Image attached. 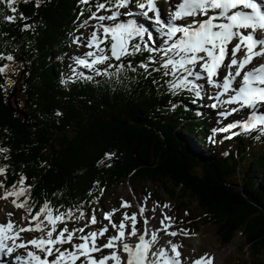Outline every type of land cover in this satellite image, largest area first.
Listing matches in <instances>:
<instances>
[{
	"label": "trees",
	"instance_id": "trees-1",
	"mask_svg": "<svg viewBox=\"0 0 264 264\" xmlns=\"http://www.w3.org/2000/svg\"><path fill=\"white\" fill-rule=\"evenodd\" d=\"M12 6L16 13L0 3V53L18 58L21 72L14 86L0 73L2 192L23 175L31 185L28 206L38 209L47 199L60 211L79 207L88 219L113 188L129 182L147 194L148 182L178 207L187 205L196 230L213 224L221 244L241 233L249 264H264V145L253 152L248 146L260 135L232 136L219 154L210 142L209 155L200 156L188 137L201 131L203 119L186 103L198 106L201 98L188 91L174 96L164 83L169 77L140 68L147 52L124 58L136 71L92 80L69 76L67 51L90 15L87 6L80 0ZM4 15H14V22Z\"/></svg>",
	"mask_w": 264,
	"mask_h": 264
},
{
	"label": "snow or ice",
	"instance_id": "snow-or-ice-1",
	"mask_svg": "<svg viewBox=\"0 0 264 264\" xmlns=\"http://www.w3.org/2000/svg\"><path fill=\"white\" fill-rule=\"evenodd\" d=\"M164 2L170 4L167 11L157 6L159 0H80L90 12L80 26L91 27V31L87 37L77 36L73 42L78 45L83 43L89 51L74 59L77 65L89 69L93 75H85L75 69L73 74L92 80L94 75L110 76L126 69L136 71V66L131 61L125 64L124 58L147 52L139 67L145 72L151 69L152 72L161 73L162 77H169L164 83L172 95L188 91L200 98L206 94L207 87L214 92L210 98L217 101L213 107L232 105L221 111L220 116L240 114L242 110L246 112L226 128L212 129L213 133L239 128L240 131L233 132V136L252 130L264 135V2ZM0 3H4L12 13L17 12V8L12 6L14 0H0ZM42 3L44 0H36V7L39 8ZM3 19L14 22L15 16L4 15ZM27 19L20 14L21 21ZM142 20L151 24L154 32ZM89 21L95 23L89 25ZM23 27L34 28V25L24 23ZM0 59L12 61L14 58L11 54L5 57L0 53ZM6 67L0 66V73ZM112 68L116 70L114 73L109 72ZM170 104L176 107L174 103ZM110 155L113 154H106ZM5 168L0 167V174L5 173ZM25 180L26 177L21 175L16 182L20 187L17 188L14 183L0 196V199L13 197V206L27 213L21 217L22 221H26L23 225L11 219L12 213L7 214L9 218L6 222L0 223V264H6L3 255L13 257L16 264H182L177 244L168 242L173 253L168 255L163 248L154 250L157 243L155 229L151 238L146 239L148 221L154 217L144 216L147 210L145 205H138V212L131 215L123 213L119 224L112 221L117 209L105 212L104 219L109 221L115 234L106 235L109 232L107 225L85 232L90 224L98 223L95 214L84 226L69 228V222L83 219L85 213L79 207L76 212L72 208L60 211L53 208L47 199L38 209H35V205L28 206L31 185H25ZM0 187H3V181H0ZM20 197L24 199L20 200ZM121 207H131V204L122 198ZM163 207L169 208L170 205L165 203ZM151 211L154 212L155 208ZM138 214L145 225L143 231L138 227L141 222L137 220ZM161 216L160 224L170 222L165 225L164 234L176 236V231H168L172 226V217L163 212ZM126 220L129 224L125 223ZM180 231L188 234L186 230ZM25 233L33 235L26 238L22 235ZM105 250H108L107 253ZM210 261L211 257L205 253L193 264H210Z\"/></svg>",
	"mask_w": 264,
	"mask_h": 264
},
{
	"label": "rangeland",
	"instance_id": "rangeland-1",
	"mask_svg": "<svg viewBox=\"0 0 264 264\" xmlns=\"http://www.w3.org/2000/svg\"><path fill=\"white\" fill-rule=\"evenodd\" d=\"M18 1H24V0H18ZM158 7H163L165 11L170 7L169 3H165L164 0H159V3L157 5ZM121 11H125V9H121ZM103 13V11H102ZM149 15H152V13H149ZM121 19L126 20L128 17H121ZM142 23L145 24V26L150 30L154 32V28L151 24H149L147 21H141ZM95 23V21H89V25ZM91 31V27H84L82 31L80 32L79 36L82 37H87L88 34ZM74 41V40H73ZM72 41L71 47L69 48L67 52V58L66 60L68 61V71L69 75H74L73 74V69L76 70V72H81L82 70H88L91 72L89 69L83 68L80 65H77L75 62L74 57L77 56H83L84 53L89 51L88 48L84 46L83 43L77 44ZM3 65H7V67L4 69V73L7 77L8 81H11L12 83H15L14 81L17 80L18 74L20 73V64L18 58L14 57L12 61L6 60ZM92 73V72H91ZM76 76V75H75ZM10 83V84H12ZM205 93L203 94L204 98V103L202 106H196V104L189 105L192 107L191 109L193 110H199L201 114L206 116L207 118V123L205 120H202V125L207 124L209 126L208 130H205L204 127L203 129L205 131H200L199 134L211 132V134L214 137V142L213 145L216 146V151L217 153H220L221 151H224L226 149V145L229 142V138L233 136V132H238L240 131L239 128L235 130H228L224 132L217 131L215 134L212 132V129L214 128H226L227 125L234 120L240 119L241 116L246 115L244 110L240 114L237 113H232L229 116H220L219 113L221 111H225L226 108L232 107V105H228L226 107H213L212 105L214 103H217V101L213 98H210L214 95V92L210 88H205ZM15 95H16V90H15ZM206 114V115H205ZM223 118V119H222ZM214 120V122H213ZM211 123V124H210ZM201 125V126H202ZM227 132V133H226ZM257 132V131H256ZM222 133H225L222 135ZM196 135V134H195ZM260 136H264L261 135ZM191 138L192 141H194V138ZM260 140V139H259ZM211 141V140H210ZM197 146V144H195ZM247 145V143H245ZM262 145V142H257L255 145H250L249 146V151H252L254 149H258V146ZM198 147V146H197ZM199 147L196 149L198 154L199 153ZM208 148L206 147L204 153H202V157L208 156V153L206 152ZM1 179V176H0ZM139 186H133L131 183L126 182L123 184H120L119 186L113 188L112 193H108L107 196H104L103 200H101V206L97 207V211L99 209L102 210V213L98 215V213L95 215L97 218L98 223L97 224H90L88 228L85 229V232L87 231H92L97 229L98 227L107 225L109 227V232L106 235H111L115 234V230L111 228V225L109 224V221L104 219V213L105 212H110L113 209H117V211L114 213L112 216V221L119 224L120 220L123 218V213L127 212L129 215L133 212H138V205H145L146 206V211L144 213V216L148 217H154L152 219H149L148 224H147V229L152 233V230H158L164 233L165 230V225L169 224V221H165L164 224H160V219L162 218L161 213H166L168 216L172 217L171 221V228L168 229V231H176L177 235L176 236H170L166 235V238H163L162 243L167 245V249L169 248V252H171V245L168 243L171 241V243L177 244L180 249L181 247V256L184 259V263L190 264L192 260L199 258L201 256H204L206 253L207 256H212L215 260L218 259L219 261L217 264H249L251 261L250 255H249V250L244 248V237L241 233H237L234 238L227 244H221L219 240L216 238L215 230L216 227L213 224H205V225H200L198 227L199 231L195 232L196 229V222L195 218L193 219V214L191 209L184 206L183 207H178L179 204L177 201H173L170 199L168 196L165 194H161L160 189L152 185L148 182L145 183V190L149 191L147 194H145L143 191H141ZM151 193L156 195V198H153L151 196ZM150 194V196H149ZM2 191L0 190V196H2ZM145 197H148L147 200H145ZM122 198L125 201H128L131 204V207L123 208L121 207V202ZM13 197L9 196L7 199H0V203L2 206H5L3 211H0V223L6 222L8 217V213H12L11 219L14 220L17 224L23 225L26 223V221H22L21 217L27 215L25 214V211L21 208L14 207L12 203ZM158 202V203H157ZM167 203L170 205L169 208H164V204ZM195 203L190 205L191 208H195ZM153 208H155V211H151ZM190 211V215L186 210ZM187 213V215H185ZM91 216H89V219ZM89 219H81L78 223H71L69 222V228L75 226L77 228H80L84 226V224L89 220ZM137 220L141 221L138 224V227L145 228V225L142 223V217L138 214L137 215ZM126 224H129V221H125ZM60 227H63V225H60ZM180 230H186L187 235H184ZM26 238H31L33 234H22ZM108 250H105V253H107ZM6 259L9 257L7 255ZM207 260V257H205V261ZM188 262V263H187ZM10 264H16V261L13 258V261Z\"/></svg>",
	"mask_w": 264,
	"mask_h": 264
},
{
	"label": "bare ground",
	"instance_id": "bare-ground-1",
	"mask_svg": "<svg viewBox=\"0 0 264 264\" xmlns=\"http://www.w3.org/2000/svg\"><path fill=\"white\" fill-rule=\"evenodd\" d=\"M262 2H264L263 0H262ZM25 17H26V15H25ZM64 82V81H63ZM161 87V86H160ZM193 105V104H192ZM221 107V106H220ZM192 108V107H191ZM198 108V107H197ZM192 111V110H191ZM194 112V111H193ZM172 113V112H171ZM196 113H198L199 114V117L201 118V112L197 109V111H196ZM197 114V115H198ZM196 115V116H197ZM206 115V114H205ZM197 118V117H196ZM202 119H204L205 120V118H202ZM223 119V118H222ZM213 122H214V120H213ZM211 124V123H210ZM256 133V132H255ZM215 134V133H214ZM164 180V179H163ZM6 206V205H5ZM5 206H2L1 205V203H0V211H3V210H5V209H3ZM6 208V207H5ZM144 229L143 228H141V231H143ZM156 235H157V243H161L162 242V240H163V238H166L167 236L163 233V232H161V231H158V230H156ZM147 238L148 239H150L151 238V234L148 232V235H147ZM158 245V244H157ZM155 250V249H154ZM180 251H181V247H180ZM219 260L218 259H216L215 260V263L217 264V262H218ZM188 263V262H187ZM184 264H186V263H184ZM190 264H193V260L191 261V263Z\"/></svg>",
	"mask_w": 264,
	"mask_h": 264
}]
</instances>
